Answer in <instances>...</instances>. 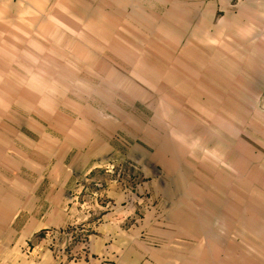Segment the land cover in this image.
Instances as JSON below:
<instances>
[{"label":"crops","instance_id":"obj_1","mask_svg":"<svg viewBox=\"0 0 264 264\" xmlns=\"http://www.w3.org/2000/svg\"><path fill=\"white\" fill-rule=\"evenodd\" d=\"M98 1L30 0L46 8L53 3L57 11L47 13L44 5L34 15H3V4L16 2L0 0V52H34L32 37L46 39L55 29L73 34V52L83 51V20L93 18L89 50L111 56L91 60L89 66L95 78L99 67L105 68L99 81L107 96L137 105L136 115L147 123L139 120L131 130L149 133L144 138L128 134L117 142L121 149L140 150L136 156L122 152L106 161L125 167L117 173L119 180L107 171L105 205L66 202L65 181H57L53 199L45 201L36 223L57 235L24 236L20 249L26 240L33 241L15 264H264V155L257 151L264 148V139H257L264 131V109L259 107L264 0ZM34 19L42 20L38 33L28 27ZM3 20H11L10 28ZM65 20L72 21V33ZM47 43V51L65 49L58 40ZM61 60L55 66L47 62L49 69H57L47 82L78 81L80 98L82 71L67 75L64 56ZM247 116L249 125L243 126L241 118ZM72 126L82 131L77 124H57L52 130L62 132L58 136L64 140ZM94 128L91 124L87 130ZM230 146L240 151L224 150ZM215 147L223 150L191 154L195 148ZM135 176L141 181L131 185ZM144 196L155 201L145 203ZM76 224L89 227L90 234L75 241L61 231Z\"/></svg>","mask_w":264,"mask_h":264},{"label":"rangeland","instance_id":"obj_2","mask_svg":"<svg viewBox=\"0 0 264 264\" xmlns=\"http://www.w3.org/2000/svg\"><path fill=\"white\" fill-rule=\"evenodd\" d=\"M13 1L16 3L3 4V15L5 13L21 14L25 11L27 14L42 12L45 5L27 3L30 0ZM83 1L91 2V0ZM55 6L50 3L46 8L45 5V11L47 13L57 11ZM83 7L90 11L88 7L84 5ZM3 22L4 27L10 28L11 20H3ZM49 22L58 24L57 20L51 19ZM64 22L67 24V31L72 33V21ZM95 23L93 18L83 20L85 32H82L80 41L85 49L77 53L73 52V34L63 35L58 29H55L56 32L51 33L46 39L37 36L38 34L32 37V43L36 48L34 52H0V264H11V261L15 264L16 260L21 259L20 257L25 258L24 248L31 246L33 238L26 240L27 244L20 249L18 242L24 236L32 233L34 237L39 238L45 235L49 237L57 235L51 229L36 227V223L40 222L42 217V208L47 204L45 201L53 199L55 192L52 190L57 189V181H65L66 202L68 199L69 201L74 199L78 203L86 202L88 205L91 200H97L99 204L105 205L107 198L103 191L106 185V173L116 174L113 177L115 179L118 177L117 180H119L117 173L125 167L119 162L112 164L106 161L112 156H121L122 152L136 156L140 150L137 147L121 149L116 145L121 138L128 139V134L138 136L139 132L132 131L131 127H136L134 125L139 120L142 123L147 121L143 122V117L136 115L138 109L136 104L129 100H121L120 97L116 98V95L111 98V93L107 96L103 92L102 88H105V85L99 80L104 76V67H99L98 78H95L93 69L89 66L91 60L95 62L97 58L104 60L111 56V53H93L89 50L92 39L89 30L90 27H95ZM30 24L28 27L33 28L36 33L42 28L40 19H34ZM13 28L17 29L16 26ZM49 38L51 43L57 40L60 44L64 43L65 49L58 52L47 51ZM259 40L262 39L259 38ZM41 45L45 48H41ZM63 56L67 75L70 72L73 77V72L77 75L79 69L82 71L80 81L83 87L80 98L77 95L78 81L75 85L74 83L60 85L57 82H47L50 79L49 76L57 71L56 68L49 69L47 62L51 61L55 66L63 59ZM21 78H23V84H16V80L20 81ZM26 81L29 83L26 84ZM62 86H66L67 89L64 90ZM17 91H23V93L17 94ZM17 96L21 98L17 99ZM112 103L118 108H111ZM122 107L126 115H122ZM259 107L264 109V92L259 98ZM79 110H81L80 113ZM241 119L243 126L249 125L248 116ZM57 124H77L82 131H73V126L70 130L66 128L63 140L59 137L62 132L52 130ZM91 124L95 125V132L87 130ZM109 127L114 130L111 131ZM123 128H130L131 131L128 133L123 131ZM95 134L101 137L96 142L92 139ZM139 134L143 138L149 135L143 132ZM78 135L80 139L77 138ZM257 139H264V131L259 132ZM207 150L217 153L218 150L223 149L195 148L191 154L202 157ZM224 150L230 153L240 151L233 146ZM257 151L259 155H264V148H258ZM197 165L200 170L201 164ZM228 167L230 166L227 165ZM229 171H227L228 174H233L232 170ZM138 181L141 180L135 176L130 183L133 185ZM229 182L232 184V181ZM143 201L148 203L155 200L153 197L144 196ZM136 215L140 216L139 213ZM135 218L137 217L133 216L131 219ZM61 231L75 241L90 234V228L82 227L80 224L70 225Z\"/></svg>","mask_w":264,"mask_h":264}]
</instances>
